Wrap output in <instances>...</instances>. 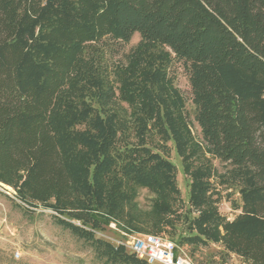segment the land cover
Wrapping results in <instances>:
<instances>
[{"label":"trees","instance_id":"16d2710c","mask_svg":"<svg viewBox=\"0 0 264 264\" xmlns=\"http://www.w3.org/2000/svg\"><path fill=\"white\" fill-rule=\"evenodd\" d=\"M175 61L189 71L200 137ZM130 129L143 155L121 163ZM153 132L190 178L181 242L264 264V0H0V182L52 210L100 264H150L98 235L138 188L166 210L181 197L175 163L145 143Z\"/></svg>","mask_w":264,"mask_h":264},{"label":"rangeland","instance_id":"374dc122","mask_svg":"<svg viewBox=\"0 0 264 264\" xmlns=\"http://www.w3.org/2000/svg\"><path fill=\"white\" fill-rule=\"evenodd\" d=\"M139 40L137 32L129 43L115 44L114 50L108 54L109 62H124L127 53ZM171 74L186 100L193 131L200 137V128L193 118V90L189 71L182 61H175L171 66ZM145 143L153 151L164 153L175 163L181 197L169 203V209L166 210L160 206L162 200L156 193L147 188H138L135 198L129 204L126 203L119 214L111 216L109 224L98 235L117 243L131 235L158 234L174 240L195 264H245L239 256L226 252L219 243L195 245L181 242L182 237L188 234L185 212L188 208L190 178L185 174L182 158L172 141L166 142L153 132ZM140 147L141 143L132 129L122 133L116 146L123 159L121 163L125 162V158L126 161L140 158L143 155ZM214 163L222 167L219 161ZM14 193L11 186L0 182V264H100L85 241L56 222L52 210L42 206L29 209ZM224 195H227L226 192ZM232 197L237 199L238 193H234ZM226 198L219 209L221 213L233 217L235 210ZM133 217L138 220L132 221Z\"/></svg>","mask_w":264,"mask_h":264},{"label":"built area","instance_id":"2783aa9c","mask_svg":"<svg viewBox=\"0 0 264 264\" xmlns=\"http://www.w3.org/2000/svg\"><path fill=\"white\" fill-rule=\"evenodd\" d=\"M117 244L125 245L150 264H195L183 248L163 235L136 234L117 241Z\"/></svg>","mask_w":264,"mask_h":264}]
</instances>
